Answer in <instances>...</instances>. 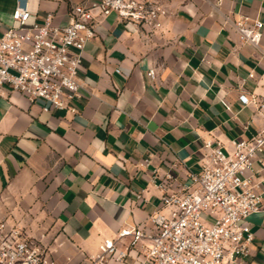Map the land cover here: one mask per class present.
<instances>
[{
  "label": "crops",
  "instance_id": "crops-1",
  "mask_svg": "<svg viewBox=\"0 0 264 264\" xmlns=\"http://www.w3.org/2000/svg\"><path fill=\"white\" fill-rule=\"evenodd\" d=\"M24 1L30 24L52 13L65 25L75 6L97 0ZM157 1L169 12L160 30L116 17L96 24L82 54L75 113H46L42 100L20 93L0 96V217L13 214L57 264H96L106 240L127 249L131 239L118 231L151 233L150 217L163 210L153 176L187 182L200 171L206 140L230 148L264 129V113L238 101L264 96V28L253 48L224 17L264 24V0ZM16 5L0 0V35ZM248 223L255 239L247 262L264 264V207ZM148 246L145 239L138 253L122 262L110 254L105 264H144Z\"/></svg>",
  "mask_w": 264,
  "mask_h": 264
},
{
  "label": "built area",
  "instance_id": "built-area-1",
  "mask_svg": "<svg viewBox=\"0 0 264 264\" xmlns=\"http://www.w3.org/2000/svg\"><path fill=\"white\" fill-rule=\"evenodd\" d=\"M168 14L157 0H97L75 6L65 25H56L52 13L39 25L29 23L32 13L28 2L17 0L13 23L0 35V96L20 93L31 101L42 100L46 113H75L72 102L80 95L82 54L97 35L96 24L116 17L156 31ZM224 17L241 44L260 48L261 21L247 16L234 21ZM148 76L156 80V70L150 69ZM238 101L264 113V96L240 94ZM204 149L200 171L190 172L187 182L177 183L171 173L158 182L153 176L163 192V210L150 217L153 232L141 227L122 228L118 238H130L129 247L117 249L112 240H106L96 264H105L110 254L122 262L132 252L138 253L145 239L150 246L142 252L144 264H250L247 260L255 234L248 219L264 207V129L249 139L231 140L230 148L220 140H206ZM149 162L147 159L144 164ZM0 264L57 262L50 250L31 240L22 222L9 214L0 217Z\"/></svg>",
  "mask_w": 264,
  "mask_h": 264
}]
</instances>
